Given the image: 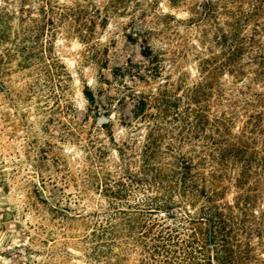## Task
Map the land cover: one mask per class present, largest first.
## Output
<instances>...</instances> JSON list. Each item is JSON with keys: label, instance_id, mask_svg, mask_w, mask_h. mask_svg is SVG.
Returning a JSON list of instances; mask_svg holds the SVG:
<instances>
[{"label": "rangeland", "instance_id": "1", "mask_svg": "<svg viewBox=\"0 0 264 264\" xmlns=\"http://www.w3.org/2000/svg\"><path fill=\"white\" fill-rule=\"evenodd\" d=\"M58 1L89 12L85 18L57 22L47 38L50 45L43 39L42 56L58 58L60 64L52 59L45 64L41 55L24 62L29 21L26 12L19 13L20 4L9 7L17 12L7 22L13 28L6 37L0 35V264H117V255L94 259L92 239L85 235L96 219L91 215L109 208L106 178L113 184L124 176L118 150L130 155L124 145L129 144L139 152L144 141L147 122L135 117L137 100L148 97L147 111L166 118L156 108L163 110L172 101L182 110L189 90L204 77L213 81L206 77L213 67L203 60L222 57L227 50L221 42L223 33L231 31L233 4ZM207 2L213 7L206 8ZM252 28L254 23L247 30ZM142 30L148 32L154 55L161 57L159 72L142 55ZM49 72L60 74L59 79H51ZM218 80L227 95L232 93L228 74ZM86 85L95 94L94 105L83 95ZM218 110L213 104L211 112ZM250 247L248 264H264V241L254 239ZM137 260L133 254L127 264Z\"/></svg>", "mask_w": 264, "mask_h": 264}, {"label": "trees", "instance_id": "2", "mask_svg": "<svg viewBox=\"0 0 264 264\" xmlns=\"http://www.w3.org/2000/svg\"><path fill=\"white\" fill-rule=\"evenodd\" d=\"M2 3L1 36L13 28L7 22L17 12L10 6L20 4L19 13H27L28 45L23 53L28 63L45 53L42 49L51 44L47 38L54 35L57 22L89 15L84 6L71 7L58 0ZM25 4L32 6L24 9ZM232 4L231 31L223 33L221 42L227 50L222 57L203 60L213 67L206 70V77L217 80L202 78L188 91L182 110L172 101L163 110L156 108L166 118L147 111L152 103L148 97L137 100L135 117L147 122L146 134L139 152L129 144L124 145L132 150L130 155L118 150L124 162L122 179L111 184L106 178L103 191L111 199L109 208L91 215L96 219L85 235L92 239L94 259L117 255V264H127L136 254L137 264H212L211 257L215 264H248L251 241H264V210H259L264 203V34L258 30L264 31V0H232ZM251 23L254 28L249 32ZM142 32V55L159 72L161 57L154 55L148 32ZM50 59L60 64L58 58ZM50 59L40 57L45 64ZM226 74L233 79L231 97L218 80ZM48 76L55 81L60 74ZM83 95L95 104L88 85ZM213 104L219 109L215 113Z\"/></svg>", "mask_w": 264, "mask_h": 264}]
</instances>
